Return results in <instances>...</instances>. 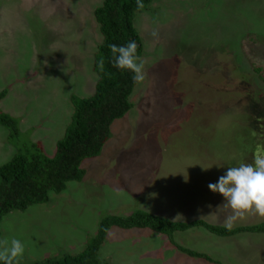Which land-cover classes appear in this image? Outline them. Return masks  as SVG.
Wrapping results in <instances>:
<instances>
[{"label":"rangeland","instance_id":"rangeland-1","mask_svg":"<svg viewBox=\"0 0 264 264\" xmlns=\"http://www.w3.org/2000/svg\"><path fill=\"white\" fill-rule=\"evenodd\" d=\"M101 5L0 0V90L7 91L0 109L21 120L22 142H40L50 157L72 122L71 97L95 94L93 61L102 36L94 12ZM135 27L146 79L130 97V112L114 122L101 154L83 162L81 182L50 192L25 212H11L0 224V239L24 245L19 264L81 254L107 217L143 211L223 226L231 209L208 185L229 167L264 155V0H152ZM257 108L261 115L253 114ZM7 138L0 127V167L16 153ZM262 222L248 215L233 229ZM174 240L222 264H264V234L222 238L194 228ZM98 258L212 264L181 253L150 229L116 227Z\"/></svg>","mask_w":264,"mask_h":264},{"label":"trees","instance_id":"trees-1","mask_svg":"<svg viewBox=\"0 0 264 264\" xmlns=\"http://www.w3.org/2000/svg\"><path fill=\"white\" fill-rule=\"evenodd\" d=\"M142 2L144 9L137 10L136 0H102V5L95 10L94 17L102 36L93 61V71L98 77L96 91L90 98L71 97L74 107L72 122L64 137L58 141L54 156H48L40 142H22L21 120L0 109V127L8 130V142L16 149L13 158L0 167V224L11 212H25L34 205L45 203L50 192L59 194L66 190L69 182H81L85 175L83 162L101 154L111 138L114 122L126 117L132 109L130 97L138 84L134 83L132 72L112 67L108 46H124L130 41H135L138 45L137 55L142 57L144 44L135 27V20L138 14L147 10L152 0ZM101 55L106 59L104 72H100L97 67ZM259 71L257 69L256 73ZM6 96L7 91L0 90V102ZM253 114H260V110ZM261 122L257 121L256 127L262 126ZM253 162L254 160L251 163ZM113 227L122 230L150 229L167 236L181 253L212 264L222 263L206 254L179 246L174 240V234L194 228H203L222 238L239 234H264V222L228 231L223 226L201 220L191 223L173 222L140 211L126 218L113 216L103 219L96 237L90 240L87 248L79 255H65L61 259H47L32 264H109L100 261L98 254Z\"/></svg>","mask_w":264,"mask_h":264},{"label":"clouds","instance_id":"clouds-1","mask_svg":"<svg viewBox=\"0 0 264 264\" xmlns=\"http://www.w3.org/2000/svg\"><path fill=\"white\" fill-rule=\"evenodd\" d=\"M144 7L142 0H136L137 10H143ZM151 35L158 39L156 30H153ZM108 47L112 67L132 72L134 83H143L146 79L145 62L137 55L136 42L130 41L124 46L110 44ZM105 64L106 59L101 55L97 61L100 72L105 71ZM208 187L212 192L221 194L225 200L223 206L231 209L223 223V227L228 231L233 229L237 220H242L248 215L264 218V155L256 156L254 163H240L238 166L229 167L226 173L219 177L217 183H210ZM24 251V245L20 240L0 239L2 264H19Z\"/></svg>","mask_w":264,"mask_h":264}]
</instances>
